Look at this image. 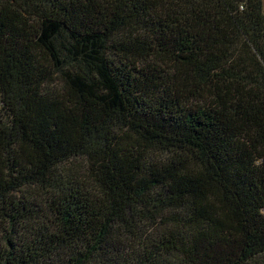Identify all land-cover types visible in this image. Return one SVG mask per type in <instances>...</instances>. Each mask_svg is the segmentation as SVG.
Returning a JSON list of instances; mask_svg holds the SVG:
<instances>
[{"label":"trees","instance_id":"trees-1","mask_svg":"<svg viewBox=\"0 0 264 264\" xmlns=\"http://www.w3.org/2000/svg\"><path fill=\"white\" fill-rule=\"evenodd\" d=\"M0 264H264L262 0H0Z\"/></svg>","mask_w":264,"mask_h":264},{"label":"rangeland","instance_id":"rangeland-1","mask_svg":"<svg viewBox=\"0 0 264 264\" xmlns=\"http://www.w3.org/2000/svg\"><path fill=\"white\" fill-rule=\"evenodd\" d=\"M263 1V3H264V0H262Z\"/></svg>","mask_w":264,"mask_h":264}]
</instances>
